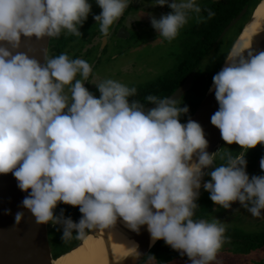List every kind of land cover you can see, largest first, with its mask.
I'll use <instances>...</instances> for the list:
<instances>
[{
	"label": "clouds",
	"instance_id": "9594fccd",
	"mask_svg": "<svg viewBox=\"0 0 264 264\" xmlns=\"http://www.w3.org/2000/svg\"><path fill=\"white\" fill-rule=\"evenodd\" d=\"M95 3L97 15L89 0H0V175L15 178L37 225L60 224L61 204L79 210L78 221L63 218L62 241L119 220L137 234L146 228L152 245L163 241L189 264H212L226 228L194 219L201 189L224 210L239 203L253 217L264 211V175L250 176L246 159L264 145V50L230 56L212 77L218 110L211 124L241 151L209 153L201 124L181 122L190 109L180 98L148 95L147 107L131 99L135 87L111 78L94 85L97 97L85 86L93 71L86 60L45 54L41 64L19 51L22 37L80 36L89 15L107 37L129 0ZM154 6L171 10L150 18L158 39L169 42L191 14L203 19L197 0ZM259 164L264 172V157ZM23 217L15 214L16 225Z\"/></svg>",
	"mask_w": 264,
	"mask_h": 264
},
{
	"label": "flooded vegetation",
	"instance_id": "af4514ba",
	"mask_svg": "<svg viewBox=\"0 0 264 264\" xmlns=\"http://www.w3.org/2000/svg\"><path fill=\"white\" fill-rule=\"evenodd\" d=\"M261 1L253 2L255 5L251 9L252 0H197L201 8L199 16L203 19L198 21L197 15L191 14L177 37L169 42L162 38L158 39L157 32L151 26L150 18L153 15L159 18L171 10L167 7H155L154 0H129L128 8L111 26L107 37L101 34L96 21L92 15H89L88 20L80 28V36L62 33L59 37L50 38L47 56L51 58L64 53L73 59L86 60L93 71L85 86L98 97L99 92L94 85L107 76L101 72L100 67L107 68L114 62L121 70H124L125 75L130 72L129 67L135 62L133 57L143 60V57L137 53L142 52L146 55L144 58L152 60L160 58L158 55H163L175 48V52H169L166 58V61H170L172 57H175V64L165 74L166 70L155 80L142 85H130L122 78L120 82L129 87H135L137 95L131 99L140 100L146 104L144 99L146 96L173 97L190 81V87L181 92L178 97L180 106L185 104L190 109L188 116L181 118V122L184 123L199 106L193 105L188 96L194 91L197 93L203 91L205 97L212 84V78L205 84L206 75L202 68L204 60L211 52L218 49L219 44L228 37V34L238 28V24L245 16L249 15V18L253 16L254 10ZM89 2L92 4L93 15L99 14L101 10L95 0H89ZM209 10L214 13L210 19L208 18ZM247 23L248 21H245L241 25L224 61ZM168 73L170 74L165 76ZM146 106L153 107L147 104ZM225 147L233 156L241 151L238 145L229 146L224 141L218 149ZM261 157H264V145L247 153V171L250 176L264 175L259 164ZM222 162L217 158V163ZM197 203L199 207L195 210L194 219L219 220L226 228L224 243L212 264H264V211L259 218L253 217L239 203L233 204L231 210H224L213 205L209 194L203 189ZM61 213H63L62 216ZM56 215L61 216V223L56 227L48 225V235L52 253L58 258L78 246L95 227L85 229L82 236H78L74 230L70 239L62 241L63 218L71 217L74 221H78L80 212L77 208L61 204L56 210ZM148 255H153L156 259H150ZM139 264H189V261L187 257H181L163 241H158Z\"/></svg>",
	"mask_w": 264,
	"mask_h": 264
},
{
	"label": "water",
	"instance_id": "95a60500",
	"mask_svg": "<svg viewBox=\"0 0 264 264\" xmlns=\"http://www.w3.org/2000/svg\"><path fill=\"white\" fill-rule=\"evenodd\" d=\"M253 20L254 15L247 24L252 23ZM237 41L226 60L234 50ZM49 45L50 38L48 37H45L43 40H37L35 37L28 40L22 37V45L19 51L27 53L30 57L37 59L43 64L44 55H48ZM29 49L32 51H29ZM260 50H264V26L253 38L250 49L245 51L241 56H247L249 52L254 53ZM189 87L190 81L173 97L178 98L180 93ZM211 88L212 84L202 103L190 116L191 119L197 121L203 127L206 139L209 142V153L216 151L223 141L219 130L211 124V116L218 110V103L214 92L210 91ZM25 195L26 193L18 189L17 182L11 174L0 175V264H52L57 258L54 257L51 250L48 225H37L32 214L22 207L21 202ZM9 210L11 214H7ZM17 212L24 213L23 220L19 225L15 223V214ZM100 230V227H95L89 235L95 236L99 234ZM130 234L132 235V239L138 243L139 249L137 254L138 259L133 258L129 260V264H139L157 242L151 245L146 228H142L139 234L132 231H130Z\"/></svg>",
	"mask_w": 264,
	"mask_h": 264
},
{
	"label": "bare ground",
	"instance_id": "6f19581e",
	"mask_svg": "<svg viewBox=\"0 0 264 264\" xmlns=\"http://www.w3.org/2000/svg\"><path fill=\"white\" fill-rule=\"evenodd\" d=\"M253 15V22L246 24L229 57L238 58L249 50L253 38L263 29L264 0ZM138 249L130 230L117 220L107 228H101L99 234L88 235L80 246L61 255L52 264H129V260L137 257Z\"/></svg>",
	"mask_w": 264,
	"mask_h": 264
},
{
	"label": "rangeland",
	"instance_id": "374dc122",
	"mask_svg": "<svg viewBox=\"0 0 264 264\" xmlns=\"http://www.w3.org/2000/svg\"><path fill=\"white\" fill-rule=\"evenodd\" d=\"M257 1L258 0H252L251 9H253V7L255 5V3H253V2H257ZM250 19L251 18H249V15L245 16V18L238 24V28L236 30H233L232 33L228 34V37H226L219 44L218 49L211 52L207 56V58L204 60L202 68H203L204 73L206 75L205 84L208 83L211 80V78L218 71H220L221 65L224 64L225 56H226L229 48L231 47L233 41L235 40L236 35L238 34L239 29L241 28V25L245 21H249ZM171 51L175 52V48L168 50L163 55H158V57H160V58L152 59V60H149L148 58H144V57H146V55L142 52L137 53L141 57H143V60H141L139 57H136V58L133 57L135 62H133L132 65L129 67L130 72L128 74H125V75L123 74L124 70H121L118 67V64L116 65V63L112 62L110 64V66L107 68L106 67H100L101 72L104 75H107L106 77L104 76L105 78L103 77V79L105 80V79L111 78V79H114V80H117L120 82L121 78H122L123 80L127 81L128 83H130V85H133V86L139 85V84L142 85V84H145V82H148L150 80H155L160 73H162L163 71L166 70L164 72V74H165L167 72V70H169L175 64V61H176L175 57H172L170 61H166L167 55ZM133 55H136V54L133 53ZM169 74L170 73L166 74L165 76H167ZM103 79H102V81H103ZM203 95H204L203 91L200 93H197V91H194L193 93H191L188 96V99L193 105L197 106V105H200L202 103V101L204 100V99H202L204 97Z\"/></svg>",
	"mask_w": 264,
	"mask_h": 264
},
{
	"label": "trees",
	"instance_id": "16d2710c",
	"mask_svg": "<svg viewBox=\"0 0 264 264\" xmlns=\"http://www.w3.org/2000/svg\"><path fill=\"white\" fill-rule=\"evenodd\" d=\"M55 257V256H54Z\"/></svg>",
	"mask_w": 264,
	"mask_h": 264
}]
</instances>
